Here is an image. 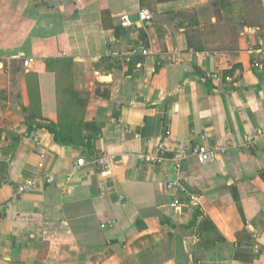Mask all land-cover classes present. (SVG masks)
<instances>
[{"label": "crops", "instance_id": "0c3cea01", "mask_svg": "<svg viewBox=\"0 0 264 264\" xmlns=\"http://www.w3.org/2000/svg\"><path fill=\"white\" fill-rule=\"evenodd\" d=\"M263 122L264 0H0V264H264ZM166 131L227 152L141 162ZM100 153L109 176L72 173ZM172 179L199 200L171 207Z\"/></svg>", "mask_w": 264, "mask_h": 264}, {"label": "built area", "instance_id": "2783aa9c", "mask_svg": "<svg viewBox=\"0 0 264 264\" xmlns=\"http://www.w3.org/2000/svg\"><path fill=\"white\" fill-rule=\"evenodd\" d=\"M154 18V13L148 8H141L138 13L139 21L146 23L151 21ZM134 22L128 17L123 16L121 24L123 26H130ZM147 53V50L144 51ZM34 61L33 57H29L24 61V65L29 67V65ZM259 63L255 61V66H258ZM171 132L166 131V134L159 143L154 145L152 148L148 150L141 151L137 156L139 160L148 165H155L160 163L164 159V155L166 153L171 154V160L176 169H179L183 160L188 159L191 156L196 157L199 162L203 165L211 162L218 155H223L227 152L226 145L214 142L212 144L205 143H184V142H174L171 145L167 144V138L170 136ZM259 139L264 140V122L261 126L252 127L250 131H248L244 135V141L246 144L250 146H255ZM33 140L38 143V137L34 136ZM46 157V153L41 154V158L44 160ZM43 160L39 163V167H44ZM85 165H90L99 169V174L101 177H107L111 174V166L112 161L109 155L105 153H100L95 155L89 160H86L84 157H79L76 159L72 173L74 171L81 170ZM43 178L47 183L53 184L56 181L55 173L51 171H45ZM38 176H34L24 180L21 183H18L15 187L16 194H23L27 192H31L38 187ZM166 188L169 193L173 196L172 201L170 202L171 207H180L183 200H187L190 203L197 202L199 200L198 195L193 192L185 183L180 181L179 179H172L166 183ZM2 215V204L0 203V217ZM116 224L115 219H110L107 222H102L101 227L114 226ZM258 248V246H256Z\"/></svg>", "mask_w": 264, "mask_h": 264}, {"label": "trees", "instance_id": "16d2710c", "mask_svg": "<svg viewBox=\"0 0 264 264\" xmlns=\"http://www.w3.org/2000/svg\"><path fill=\"white\" fill-rule=\"evenodd\" d=\"M32 119V120H31ZM26 120L29 122L28 125V131L33 130L36 127H46L49 129L51 132L55 134V137L57 141L60 143H67V142H72L71 137H69L64 130L62 129L61 125L59 123H56L51 120L44 119L40 116H27ZM21 135L17 136V139L20 138Z\"/></svg>", "mask_w": 264, "mask_h": 264}]
</instances>
